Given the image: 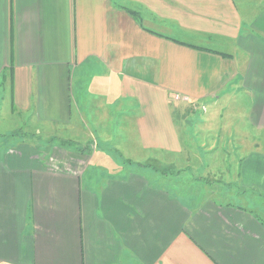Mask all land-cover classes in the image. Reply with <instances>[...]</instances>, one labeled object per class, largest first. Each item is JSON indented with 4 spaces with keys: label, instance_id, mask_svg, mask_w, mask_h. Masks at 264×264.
<instances>
[{
    "label": "crops",
    "instance_id": "1",
    "mask_svg": "<svg viewBox=\"0 0 264 264\" xmlns=\"http://www.w3.org/2000/svg\"><path fill=\"white\" fill-rule=\"evenodd\" d=\"M6 97L75 148L0 147V264H264V0H0Z\"/></svg>",
    "mask_w": 264,
    "mask_h": 264
},
{
    "label": "rangeland",
    "instance_id": "2",
    "mask_svg": "<svg viewBox=\"0 0 264 264\" xmlns=\"http://www.w3.org/2000/svg\"><path fill=\"white\" fill-rule=\"evenodd\" d=\"M182 108L183 105H182ZM194 108V107H193ZM192 109V108H191ZM182 113V110H181ZM12 114V113H11ZM9 113V101L6 97L4 99V102L0 103V147L2 146L4 150L7 148L12 147H18L19 141L21 140V136L19 135H27L23 138V140H32L35 141L36 144H39L40 147H43L42 149L47 150L48 148V142H46V135H41L38 138H33L29 134H27L24 130V124H23V118L21 119L17 115H11ZM205 114H203L201 111H194V110H186V113L182 120H180V126L182 127V134L185 138V142L187 143L188 148H186V153L188 156L193 157L196 149L195 145L198 144L199 141H201L203 138H209L208 133H203L205 129H208V125L206 122H204ZM180 127V128H181ZM24 131H23V130ZM15 132V133H14ZM4 133H14L13 137H7L2 138L1 135ZM248 135L250 138L257 137L256 131H249ZM30 137V138H29ZM59 142V140H55L53 143H50L49 146L55 147V145ZM54 144V145H53ZM65 143H58V146H60L59 150L61 151H67L68 146L70 145H62ZM73 147L70 146V148ZM75 148V147H73ZM95 143L90 142L88 145V151H95ZM52 150V149H51ZM100 149H97V152ZM109 151H112V149H107ZM119 157V156H117ZM157 171V169H154ZM167 172H173V169H168Z\"/></svg>",
    "mask_w": 264,
    "mask_h": 264
},
{
    "label": "built area",
    "instance_id": "3",
    "mask_svg": "<svg viewBox=\"0 0 264 264\" xmlns=\"http://www.w3.org/2000/svg\"><path fill=\"white\" fill-rule=\"evenodd\" d=\"M179 98H180L179 95H176V96H175V99H179Z\"/></svg>",
    "mask_w": 264,
    "mask_h": 264
}]
</instances>
